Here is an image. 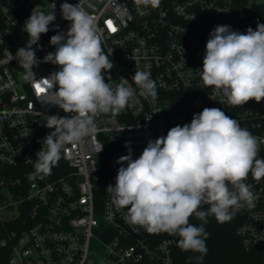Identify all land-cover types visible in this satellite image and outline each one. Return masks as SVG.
I'll list each match as a JSON object with an SVG mask.
<instances>
[{
	"label": "built area",
	"instance_id": "2783aa9c",
	"mask_svg": "<svg viewBox=\"0 0 264 264\" xmlns=\"http://www.w3.org/2000/svg\"><path fill=\"white\" fill-rule=\"evenodd\" d=\"M64 2L79 4L95 17L113 64L105 82L111 76L115 87L125 78L136 95L119 114L98 115L95 133L67 145L51 174L33 179L36 153L52 131L45 117L72 114L42 104L13 57L29 40L22 29L37 6L45 14L55 7L56 19L41 34L40 47L33 46L36 55L43 61L55 51L50 38L57 26L64 33L70 27L60 9ZM258 23H264V0H161L157 8L134 0H0V251L6 264H176L178 237L129 224L127 209L118 208L106 189L115 185L117 160L128 154L125 142H131L133 158H138L150 139L189 124L205 107L220 108L264 138V100L232 106L200 78L215 26L245 33ZM58 70L43 62L34 69L37 78ZM135 71L151 73L156 98L140 94L132 79ZM259 158H264V144ZM246 183L256 196L255 206L236 210L232 220L242 247L250 250L264 246V178L256 181L250 174Z\"/></svg>",
	"mask_w": 264,
	"mask_h": 264
},
{
	"label": "clouds",
	"instance_id": "9594fccd",
	"mask_svg": "<svg viewBox=\"0 0 264 264\" xmlns=\"http://www.w3.org/2000/svg\"><path fill=\"white\" fill-rule=\"evenodd\" d=\"M145 8L159 7L161 0H134ZM37 6L25 20L26 45L17 49L15 58L25 70L24 79L32 82L42 104L58 106L69 116L49 115L46 127L52 131L36 153L34 172L50 175L67 145H76L96 132V117L122 112L136 95L127 79L112 86L105 74L113 64L102 46V36L93 15L79 4L60 5L63 19L70 22L66 33L51 36L54 52L43 61L36 55L41 34L49 31L55 19ZM42 50V49H41ZM58 66V71L37 78L40 63ZM200 78L205 87L222 92L232 106L250 100H264V23L245 33L229 25H217L209 33ZM140 94L156 98L157 88L151 73L135 71L132 77ZM264 138L254 136L217 107H205L191 122L177 125L155 140H149L138 158H133L131 142H125L128 154L119 157L115 185L106 191L118 208L127 209L125 219L149 233L177 236L183 251L207 254L209 216L217 222L232 220L234 212L255 206L256 196L246 183L251 174L256 181L264 178V158H259ZM103 146L100 148L102 151ZM99 151V152H100ZM126 163V166H124ZM207 206V210H204ZM195 216L202 223H190Z\"/></svg>",
	"mask_w": 264,
	"mask_h": 264
},
{
	"label": "trees",
	"instance_id": "16d2710c",
	"mask_svg": "<svg viewBox=\"0 0 264 264\" xmlns=\"http://www.w3.org/2000/svg\"><path fill=\"white\" fill-rule=\"evenodd\" d=\"M110 149L108 148V151ZM190 223L199 226L202 222L195 216ZM236 221L219 223L214 216L208 217L205 226L208 238L206 240L207 254L203 261L197 260L201 254L193 251H183L178 242L173 253L176 264H264V246L245 250L241 245V238L236 233ZM179 239V238H178ZM5 254V252H4ZM3 251H0V264H6Z\"/></svg>",
	"mask_w": 264,
	"mask_h": 264
},
{
	"label": "water",
	"instance_id": "95a60500",
	"mask_svg": "<svg viewBox=\"0 0 264 264\" xmlns=\"http://www.w3.org/2000/svg\"><path fill=\"white\" fill-rule=\"evenodd\" d=\"M253 104L254 103L252 101H248L247 103H245V105H247V106H250V105H253ZM257 108L260 109L259 104H258Z\"/></svg>",
	"mask_w": 264,
	"mask_h": 264
},
{
	"label": "snow or ice",
	"instance_id": "6c2138e0",
	"mask_svg": "<svg viewBox=\"0 0 264 264\" xmlns=\"http://www.w3.org/2000/svg\"><path fill=\"white\" fill-rule=\"evenodd\" d=\"M108 25H109V27L111 28L112 31L116 30L114 27L111 26V22L110 21L108 22Z\"/></svg>",
	"mask_w": 264,
	"mask_h": 264
},
{
	"label": "rangeland",
	"instance_id": "374dc122",
	"mask_svg": "<svg viewBox=\"0 0 264 264\" xmlns=\"http://www.w3.org/2000/svg\"><path fill=\"white\" fill-rule=\"evenodd\" d=\"M93 245H95V244H93ZM95 246H96L97 249H99V246H97V245H95Z\"/></svg>",
	"mask_w": 264,
	"mask_h": 264
}]
</instances>
